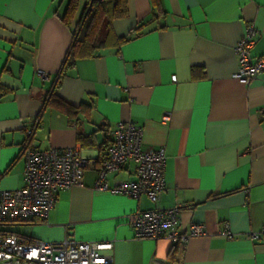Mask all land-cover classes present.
I'll return each mask as SVG.
<instances>
[{
    "label": "crops",
    "instance_id": "0c3cea01",
    "mask_svg": "<svg viewBox=\"0 0 264 264\" xmlns=\"http://www.w3.org/2000/svg\"><path fill=\"white\" fill-rule=\"evenodd\" d=\"M68 2L0 0V187L23 185L26 142L76 147L86 162L44 221L6 229L47 242L111 241L112 264H264V71L246 84L233 77V48L249 24L251 55L264 57V0H126L127 17L104 18L97 54L60 73L86 0L65 24ZM53 89L75 114L49 102ZM127 120L141 127L143 149L165 151L155 202L94 186L109 132ZM134 173L128 161L105 182ZM174 206L181 229L204 234L178 244L134 236L128 216Z\"/></svg>",
    "mask_w": 264,
    "mask_h": 264
},
{
    "label": "built area",
    "instance_id": "2783aa9c",
    "mask_svg": "<svg viewBox=\"0 0 264 264\" xmlns=\"http://www.w3.org/2000/svg\"><path fill=\"white\" fill-rule=\"evenodd\" d=\"M255 36V27L247 25L233 48L238 64L233 77L245 84L264 71V57L251 55ZM38 74L45 76L40 70ZM175 80L176 76L172 75L171 81ZM31 131L26 130L28 136ZM141 136V127L133 121L116 123L109 132L106 158L97 169L95 188L134 198L145 195L151 202L157 200L164 188L165 151L143 149ZM22 155L23 185L13 189L0 187V264H112V257L107 253L112 248L111 241L84 242L66 237L59 242H47L6 229L8 224L44 221L59 189L78 184L86 163L76 147L38 149L26 142ZM128 161L135 164V178L108 186L105 175ZM178 212L177 206L142 210L128 216L127 222L137 238L164 237L173 244L204 234L201 225L190 224L187 229H181ZM258 236L256 232L247 235L250 239Z\"/></svg>",
    "mask_w": 264,
    "mask_h": 264
},
{
    "label": "trees",
    "instance_id": "16d2710c",
    "mask_svg": "<svg viewBox=\"0 0 264 264\" xmlns=\"http://www.w3.org/2000/svg\"><path fill=\"white\" fill-rule=\"evenodd\" d=\"M76 9L77 0H69L61 20L69 24ZM105 17L109 20L127 17L126 0H86L79 17L74 22L72 40L63 58L60 73L71 66L75 59L97 54L104 45V41L100 38V26ZM139 28L140 26L133 31L137 32ZM124 40H126L124 37L119 38L120 42ZM49 102L63 106L70 115L76 113V108L62 101L56 95L55 89L49 97ZM78 139L84 144L83 137L78 136Z\"/></svg>",
    "mask_w": 264,
    "mask_h": 264
},
{
    "label": "rangeland",
    "instance_id": "374dc122",
    "mask_svg": "<svg viewBox=\"0 0 264 264\" xmlns=\"http://www.w3.org/2000/svg\"><path fill=\"white\" fill-rule=\"evenodd\" d=\"M14 224H17V223H14ZM15 226H16V225H13V224L11 225V227H15Z\"/></svg>",
    "mask_w": 264,
    "mask_h": 264
}]
</instances>
